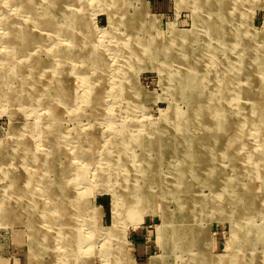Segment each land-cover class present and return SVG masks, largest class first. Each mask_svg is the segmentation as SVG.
I'll list each match as a JSON object with an SVG mask.
<instances>
[{"label": "rangeland", "instance_id": "obj_1", "mask_svg": "<svg viewBox=\"0 0 264 264\" xmlns=\"http://www.w3.org/2000/svg\"><path fill=\"white\" fill-rule=\"evenodd\" d=\"M70 263L264 264V0H0V264Z\"/></svg>", "mask_w": 264, "mask_h": 264}, {"label": "bare ground", "instance_id": "obj_2", "mask_svg": "<svg viewBox=\"0 0 264 264\" xmlns=\"http://www.w3.org/2000/svg\"><path fill=\"white\" fill-rule=\"evenodd\" d=\"M186 36V35H185ZM198 85V84H197ZM231 87V86H230ZM235 94V93H234ZM239 94V93H238ZM234 100V99H233ZM237 100V99H236ZM169 122V121H168ZM150 206V205H149ZM146 210V209H145ZM169 226V225H168ZM84 238V237H83ZM78 239H80V237L78 236ZM81 240V239H80ZM85 240V239H84ZM72 241V240H71ZM86 242V241H85ZM91 242V241H90ZM82 244V243H81ZM78 263V262H77ZM71 264V263H70Z\"/></svg>", "mask_w": 264, "mask_h": 264}, {"label": "crops", "instance_id": "obj_3", "mask_svg": "<svg viewBox=\"0 0 264 264\" xmlns=\"http://www.w3.org/2000/svg\"><path fill=\"white\" fill-rule=\"evenodd\" d=\"M138 252H139V254H142V253H143L142 249H140ZM149 256H150V255H149ZM146 261H147V260H146ZM146 261H145V262H146Z\"/></svg>", "mask_w": 264, "mask_h": 264}]
</instances>
